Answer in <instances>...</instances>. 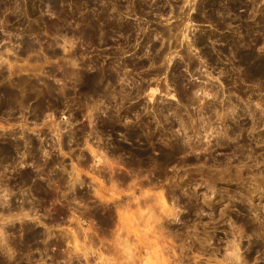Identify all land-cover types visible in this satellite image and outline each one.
I'll list each match as a JSON object with an SVG mask.
<instances>
[{
  "label": "rangeland",
  "instance_id": "obj_1",
  "mask_svg": "<svg viewBox=\"0 0 264 264\" xmlns=\"http://www.w3.org/2000/svg\"><path fill=\"white\" fill-rule=\"evenodd\" d=\"M0 261L264 264V0H0Z\"/></svg>",
  "mask_w": 264,
  "mask_h": 264
},
{
  "label": "bare ground",
  "instance_id": "obj_2",
  "mask_svg": "<svg viewBox=\"0 0 264 264\" xmlns=\"http://www.w3.org/2000/svg\"><path fill=\"white\" fill-rule=\"evenodd\" d=\"M182 124H183V125H188V126H189V125H192V122H189V124H188V123L185 124V123H183V121H182ZM192 129H193V128H192ZM195 130H196V129H195ZM173 153L175 154L176 152H173ZM173 153L171 152L169 155H172ZM127 254H128V258H129V259H133V250H132V249L129 248ZM0 264H3V263L0 261Z\"/></svg>",
  "mask_w": 264,
  "mask_h": 264
}]
</instances>
